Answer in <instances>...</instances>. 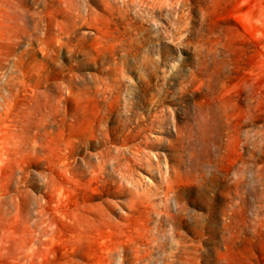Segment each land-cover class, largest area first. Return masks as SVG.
I'll list each match as a JSON object with an SVG mask.
<instances>
[{
  "label": "rangeland",
  "instance_id": "374dc122",
  "mask_svg": "<svg viewBox=\"0 0 264 264\" xmlns=\"http://www.w3.org/2000/svg\"><path fill=\"white\" fill-rule=\"evenodd\" d=\"M24 1L25 30L14 31L22 44L0 60V114L18 107L24 91L37 83L24 126L38 124L44 104L57 111L48 133L23 135L20 154L0 171L6 187L0 264H264V0ZM52 12L60 17H50ZM124 16L145 29L135 50L118 44ZM145 59L152 68L137 70ZM145 81L152 85L144 95L150 102L156 90L174 100L162 110L172 133L176 114L188 117L177 146L186 171L180 186L165 199L155 173L137 169L126 175L122 162L105 157V173L124 187L122 196H114L113 187L94 195L79 183L104 148H78L72 165L78 184L69 200L83 211L71 221L49 209L44 215L47 200L52 206L64 199L47 193L56 126L82 146L84 128L95 121L93 98L101 100L106 85L118 88L121 101L110 115L115 120L127 113L129 93ZM68 91L67 105L57 103ZM150 102L145 106L155 109ZM107 147L115 156L119 141ZM155 153L168 163L167 151ZM52 216L47 228L45 219Z\"/></svg>",
  "mask_w": 264,
  "mask_h": 264
},
{
  "label": "bare ground",
  "instance_id": "6f19581e",
  "mask_svg": "<svg viewBox=\"0 0 264 264\" xmlns=\"http://www.w3.org/2000/svg\"><path fill=\"white\" fill-rule=\"evenodd\" d=\"M141 3H145L147 0H139ZM154 0H151L153 2ZM62 4L64 0H57ZM178 2V1H177ZM160 4L162 0H159ZM183 3L181 4V6ZM71 6V2L66 4V7ZM70 10V8H68ZM180 13V11H178ZM50 17H60L59 13H48ZM27 16V5L24 0H0V60H7L13 52L9 49L12 47H18L22 44V36H18L14 33L15 29H24L25 23H23L24 17ZM126 16V15H125ZM124 18L122 19V30L117 31L120 37H117L119 46L126 47L132 45L131 49L135 50L142 38L141 33L145 30L143 23H139L136 18ZM75 19H80V13L77 11ZM86 21H84L85 23ZM79 23L78 21L75 22ZM86 24V23H85ZM59 30V29H58ZM120 38V39H119ZM60 46L55 49L54 56L60 51ZM148 52V51H147ZM128 54V51L124 52ZM146 53V52H145ZM152 53V52H151ZM143 60V59H142ZM149 60V59H148ZM128 63V61H127ZM151 62L146 59L143 63L136 67L137 70L143 69L150 70ZM125 67L122 68L124 70ZM126 68V72H127ZM192 75V73H191ZM110 82L118 84L121 81L119 78L108 77ZM141 78V76H140ZM192 83H190L191 85ZM30 88L24 91V97L21 102H17L18 107L14 110L5 111L0 114V171L12 161V158L18 156L25 143L23 142V135H29L33 138H38L41 135L47 134V128L51 126L49 119L53 118L54 110L56 107L48 106L44 104L40 107V119L35 127H25L32 117V105L34 98L37 95V90L41 86L40 83L35 85H29ZM188 86V85H187ZM150 82L145 81V87L139 88L134 91L128 99L126 104V114L123 117H117L115 120H110V115L118 110L120 103V92L118 88H112L110 85H106V91L104 96L100 99H94L95 104L93 110L95 111V121L91 125H87L84 128L86 139L81 142L82 146L76 145L70 140L69 135L62 133L60 130L61 125H57L56 134V156L52 164H50L48 173L46 175L47 180V193H56V197L60 195L64 196L63 201L57 199L56 202L50 206L49 200H47L43 207L44 215H47L48 211H51V215L59 214L64 220L71 221L78 214L77 212L83 211V209L77 208L74 203H71L69 198L72 195L71 188L78 183H75L73 179L79 177L75 173L74 165L77 160L75 156L78 154V148H85L92 150L93 148H104L97 155L100 160L96 167H93L91 174L84 184L79 183L80 186L90 188L94 195L99 188L113 187L114 196H122V185H117L112 182L105 173L104 161L105 157H112V159L122 162L123 173L126 175H132L135 170H143L146 172L155 173L160 182L158 189L162 191L163 197L166 199L171 193H174L176 188L180 186L185 178L184 163L179 154L178 147L180 145L185 125L188 122V117L183 116L181 118L176 114L173 118V132L167 127L164 115L162 114L164 103H173L174 100H168L167 96L161 91L156 90V93L151 94V102L147 100L144 95L146 91L151 89ZM69 90V89H68ZM187 90V87H186ZM195 93H199L194 91ZM194 93V94H195ZM39 94V93H38ZM71 92L68 91L67 96L61 98L58 102L63 101L64 104L70 100ZM49 96V95H47ZM177 100L181 97H176ZM150 102L154 104L155 109L147 108L146 103ZM98 103L103 105L100 107ZM195 107L198 106L197 100L192 103ZM65 110V106H63ZM65 113V112H64ZM186 115V112L184 113ZM93 117V118H94ZM199 119V118H198ZM83 123V122H82ZM183 124V125H182ZM100 127V129H99ZM60 130V131H59ZM101 130L103 140L101 142L97 139V131ZM113 130V132H112ZM34 131V133H32ZM202 133V132H201ZM206 133V132H205ZM122 136L121 139L119 137ZM168 136L171 138H164ZM172 139V140H171ZM115 140L119 141V147L115 148V156H111V148L108 145L115 144ZM96 143L95 147L92 144ZM35 149V147H34ZM37 149V148H36ZM159 150L167 151L168 163H163L159 159ZM166 155V154H165ZM12 157V158H11ZM166 159V160H167ZM81 180V178L79 179ZM67 189L66 194H62ZM6 193V187L0 184V198ZM48 199L52 197L48 195ZM164 215H168L163 213ZM51 218L45 219L46 227L50 228ZM6 236L1 234V241H4Z\"/></svg>",
  "mask_w": 264,
  "mask_h": 264
}]
</instances>
